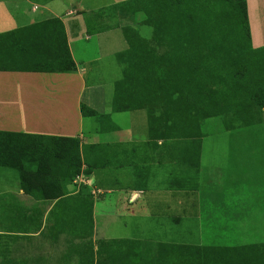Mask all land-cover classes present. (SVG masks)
<instances>
[{"label":"crops","instance_id":"obj_1","mask_svg":"<svg viewBox=\"0 0 264 264\" xmlns=\"http://www.w3.org/2000/svg\"><path fill=\"white\" fill-rule=\"evenodd\" d=\"M71 3L60 15L47 8L46 17L35 19L36 4L28 11L14 5L13 13L26 22L0 34L58 19L74 70H0V134L62 138L69 148V139L78 140V174L90 184L76 185L78 174L68 175L70 161L67 165L59 154L44 168V197L24 191L19 175L2 178L0 264H264L263 121L178 138L162 136L157 126L151 131L145 109L125 110V92L114 109L119 79L110 81L108 91L83 74L85 62L99 60L107 49L93 46L92 32L120 28L125 39V23L108 22L114 12L107 7L95 16ZM246 5L251 46L259 49L264 47V0H246ZM70 16L84 20L71 21L69 29L64 18ZM78 23L86 45L78 39ZM24 58L28 65H45ZM119 63L123 77L125 63ZM82 104L97 114L83 116ZM137 110L142 118L116 119ZM195 143L197 161L191 163ZM32 183L26 186L35 193ZM52 194L58 197H47Z\"/></svg>","mask_w":264,"mask_h":264},{"label":"trees","instance_id":"obj_2","mask_svg":"<svg viewBox=\"0 0 264 264\" xmlns=\"http://www.w3.org/2000/svg\"><path fill=\"white\" fill-rule=\"evenodd\" d=\"M217 4L214 12L206 0H125L107 8L129 20L124 29L128 49L116 55L125 70L115 84L114 107L125 92V110L145 109L151 131L157 126L162 136L178 138H195L199 125L216 116L224 118L225 129L262 123L264 47L251 46L246 0H219ZM138 12L145 15L138 25L151 27L149 38L130 25ZM24 55L45 65H28ZM0 70L73 71L60 20L52 18L0 34ZM81 112L83 116L97 114L84 104ZM61 140L65 139L0 134V154L10 159L9 168L18 170L24 191L46 196L40 188L44 168L56 154L67 165L70 161L68 175L80 172L78 140L69 139L72 148ZM8 146L13 147L4 148ZM27 181H33L37 192L28 189Z\"/></svg>","mask_w":264,"mask_h":264},{"label":"rangeland","instance_id":"obj_3","mask_svg":"<svg viewBox=\"0 0 264 264\" xmlns=\"http://www.w3.org/2000/svg\"><path fill=\"white\" fill-rule=\"evenodd\" d=\"M74 1L76 4L78 3V8L81 10L87 12L96 14L99 12L98 10L100 8H109L113 6L114 4L121 3L125 0H71ZM70 0H32V4L27 3L26 0H0V31L3 29H13L17 25L25 23L26 18L23 16H18L17 14L13 13L14 11V5L19 4L20 6H23L28 9H30L31 5L36 4L38 6V10L36 13H33V17H46L48 9H52L53 11H56V14L60 15V13H64L67 9L72 7V3ZM208 5L212 4V10L213 12L219 9V0H206ZM48 8V9H47ZM15 14V15H14ZM99 13H97L95 16H98ZM110 14V13H108ZM114 14V17H111L108 19V22H113L115 25H120L123 23H127L126 18L120 17L117 15L116 12L112 13ZM81 18L84 20L83 16H70L65 17V23L67 24V27L70 29L71 25L70 22H80L82 21L79 19ZM108 18V17H107ZM145 18V15L141 12H138L135 14V19L133 22L130 23L133 27H136L142 37L149 38L151 35V27L144 26V25H138L139 22L143 21ZM117 22V23H116ZM78 39L80 40L81 44L86 45L84 41L81 40L83 35L85 34L78 23ZM94 36L92 37V40L94 42L93 46H105L107 49L104 51L101 56V58L98 60H94L91 62H85V67L87 69V72L83 74V77L88 81H96L98 85L105 88L108 91H112V82H110L113 79L120 80L122 77V70L123 65L119 63L116 56L113 54V51H121L123 49L127 48L126 41L120 31V28H112L109 30H104L102 32H92ZM242 38L244 41H249V39L245 36V34L242 33ZM98 43L95 45V42ZM153 44V42H152ZM152 46V45H151ZM155 46V45H154ZM153 47V46H152ZM117 53V52H116ZM125 85V84H123ZM122 84L121 86L124 87ZM125 88V87H124ZM115 103L118 104V101ZM114 107V109H117V105ZM121 111V109H120ZM142 111H136V112H121L120 114H117L116 119L118 121H124L127 120L130 116H135L136 118H142L143 116ZM263 131L262 135H264V119H263ZM225 126L224 118H221L219 116H216L214 118H209L205 120V123L203 126L199 125L198 131H217L220 130ZM220 138H226V137H220ZM196 143L191 146V156L189 157L188 161L192 163V161H197V147ZM13 146L4 147L8 150H11ZM19 157H15V159H18ZM10 159L6 157V154H0V184L3 183L2 178L7 176L8 178H16L18 176V170L9 168V161ZM19 160H22L19 158ZM31 172L30 170H28ZM19 177V176H18ZM17 177V178H18ZM19 179V178H18ZM18 185L21 186L19 183Z\"/></svg>","mask_w":264,"mask_h":264},{"label":"built area","instance_id":"obj_4","mask_svg":"<svg viewBox=\"0 0 264 264\" xmlns=\"http://www.w3.org/2000/svg\"><path fill=\"white\" fill-rule=\"evenodd\" d=\"M74 183L79 186L87 185L90 184V178L80 173L75 177Z\"/></svg>","mask_w":264,"mask_h":264}]
</instances>
